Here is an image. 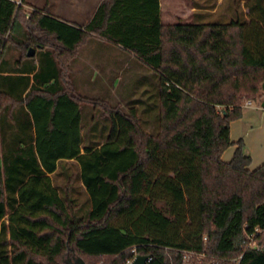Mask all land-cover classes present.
Listing matches in <instances>:
<instances>
[{
	"label": "trees",
	"instance_id": "16d2710c",
	"mask_svg": "<svg viewBox=\"0 0 264 264\" xmlns=\"http://www.w3.org/2000/svg\"><path fill=\"white\" fill-rule=\"evenodd\" d=\"M24 2L0 0V264H127L132 249L147 264H264V163L249 170L242 140H230L240 103L264 87V0L245 4V22L173 25L159 0H103L83 29L48 1ZM90 38L157 75L155 135L135 108L74 91L70 67ZM83 105L110 119L98 148L81 145ZM61 160L79 166L84 218L52 184Z\"/></svg>",
	"mask_w": 264,
	"mask_h": 264
},
{
	"label": "rangeland",
	"instance_id": "374dc122",
	"mask_svg": "<svg viewBox=\"0 0 264 264\" xmlns=\"http://www.w3.org/2000/svg\"><path fill=\"white\" fill-rule=\"evenodd\" d=\"M15 1L20 3L18 0ZM213 3L215 1L205 3V5H212ZM244 11V7L239 6V3L224 0L219 7L218 15L215 17L210 16L203 21V24H225L237 19L245 22L249 18L243 14ZM164 23L167 22L164 21ZM177 23L179 22H172V24ZM147 71L138 70L137 74L133 75L132 73L129 74L130 71L125 70L124 75L120 77L122 79L121 83H114L112 81L113 77L109 78L107 82L101 81L100 77L91 79L92 75H73L72 83L77 94L103 100L112 107L118 106L123 110H127L130 107L135 108L134 106L138 104V108L135 109L136 111L139 109L141 127L145 129V132L147 130L149 134L155 135L158 129V77L153 72ZM141 84L147 87L148 92L140 93L139 90L135 93L134 88L136 89ZM252 101L255 102L252 108L243 109L242 115L245 112V118L233 126L231 139L234 141L242 140L244 151L252 159L250 169H255L261 164L260 162H264V107H261L264 103V87L258 93L257 98ZM245 102H241L240 105L244 106ZM81 126L84 139L83 146L90 147L95 143L106 140L110 131V119L100 110H94L89 105H83L81 109ZM234 148L235 145L224 152V157L228 158L229 161L232 159ZM70 180L72 197L80 206L76 217L84 218L87 216L91 204L88 194L81 186L79 166L75 162L59 163V168L53 176V185L60 196L63 193L62 189L68 185ZM68 259L69 257L66 258V260Z\"/></svg>",
	"mask_w": 264,
	"mask_h": 264
},
{
	"label": "crops",
	"instance_id": "0c3cea01",
	"mask_svg": "<svg viewBox=\"0 0 264 264\" xmlns=\"http://www.w3.org/2000/svg\"><path fill=\"white\" fill-rule=\"evenodd\" d=\"M20 3L15 1L18 5H21V0H18ZM45 1H48L49 11L52 17L61 20L67 24L75 25L80 28H84L93 18L98 6L103 0H25L23 7L26 10H40L44 7ZM215 1L212 5H205ZM224 0H159L160 8V21L162 25H173L172 22L178 21L182 24H203V21L207 18L215 17L219 13V7ZM234 3H239V6L244 7V15L248 17V10L245 7L247 0H232ZM249 1V0H248ZM164 21L167 23L165 24ZM130 71L129 74H137V71L148 70L147 72H153L151 68L143 64L138 58L133 54L121 49L119 46H115L111 43L105 42L97 38H90L80 49L78 55L73 60L70 67V80L72 83L73 75H92L91 79H96L100 77L101 81L107 82L109 78L113 77L112 81L114 83H121V76L124 75V71ZM154 73V72H153ZM155 74V73H154ZM72 87L74 89L73 83ZM140 93L148 92L147 87L144 84H141L135 91ZM75 91V89H74ZM136 93V92H135ZM82 96V95H81ZM85 97V96H83ZM247 102H250V105H246ZM254 101L249 100L245 102V105L241 106L242 109H250L254 105ZM138 108V104L134 106ZM264 107V103L261 105ZM258 108V107H257ZM256 108V109H257ZM260 109V108H258ZM139 116V109L137 110ZM248 114V113H247ZM250 114V113H249ZM246 116L244 112L240 120L234 121L230 124V140L232 143H236L231 139L233 132V126L241 122ZM145 131V129H143ZM83 131H81L82 142L81 145H84ZM148 133V131L146 130ZM101 143H95L91 147H99ZM236 146L234 148V151ZM234 153V152H233ZM222 161L229 162L228 158L222 155ZM252 161V159H251ZM74 160H61L57 163V169L55 173L50 174V178L53 184V176L56 174L59 163H74ZM76 163V162H75ZM263 164L264 162H260ZM260 164V165H261ZM259 165V166H260ZM258 166V167H259ZM256 169V168H255ZM249 170H254L250 169ZM80 175V170H79ZM54 186V185H53ZM82 188L85 190L83 184ZM65 188L69 189L70 198L79 206V204L73 199L72 185L71 180L68 182V185ZM63 192V191H62ZM80 209V206H79Z\"/></svg>",
	"mask_w": 264,
	"mask_h": 264
},
{
	"label": "built area",
	"instance_id": "2783aa9c",
	"mask_svg": "<svg viewBox=\"0 0 264 264\" xmlns=\"http://www.w3.org/2000/svg\"><path fill=\"white\" fill-rule=\"evenodd\" d=\"M246 105H250V102H247ZM259 233H261V231L258 230V229H255L253 234H251V235H246V236H245V238H246V240H247V248H255V247H256L255 242H254V239H255V236L258 235ZM131 253L133 254V256L131 257V259H129V260L127 261V264H130V263L134 260V258L137 256L136 253H135V250H134V249L131 250ZM189 255H192V254H189ZM203 257H204L203 255L197 256L198 259H201V258H203ZM241 257H242V256H240L239 258H237L236 260H234L233 263H234V264H238V262L240 261ZM150 260H151V259H150V257H149L147 263H148ZM147 263H146V264H147ZM183 264H187V263H186V260L183 261Z\"/></svg>",
	"mask_w": 264,
	"mask_h": 264
},
{
	"label": "water",
	"instance_id": "95a60500",
	"mask_svg": "<svg viewBox=\"0 0 264 264\" xmlns=\"http://www.w3.org/2000/svg\"><path fill=\"white\" fill-rule=\"evenodd\" d=\"M35 51L33 49H29L27 53V57H33ZM148 256L137 255L134 260L130 264H146L148 261ZM71 264H84L81 260H76L75 262H71Z\"/></svg>",
	"mask_w": 264,
	"mask_h": 264
}]
</instances>
